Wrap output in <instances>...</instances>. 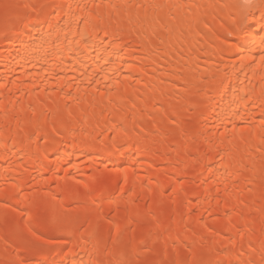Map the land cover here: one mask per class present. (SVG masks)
Segmentation results:
<instances>
[{"label": "bare ground", "instance_id": "bare-ground-1", "mask_svg": "<svg viewBox=\"0 0 264 264\" xmlns=\"http://www.w3.org/2000/svg\"><path fill=\"white\" fill-rule=\"evenodd\" d=\"M0 264H264V0H0Z\"/></svg>", "mask_w": 264, "mask_h": 264}]
</instances>
